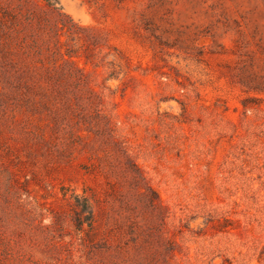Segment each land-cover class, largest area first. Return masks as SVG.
<instances>
[{"label":"rangeland","instance_id":"rangeland-1","mask_svg":"<svg viewBox=\"0 0 264 264\" xmlns=\"http://www.w3.org/2000/svg\"><path fill=\"white\" fill-rule=\"evenodd\" d=\"M0 0V264H264V0Z\"/></svg>","mask_w":264,"mask_h":264},{"label":"trees","instance_id":"trees-1","mask_svg":"<svg viewBox=\"0 0 264 264\" xmlns=\"http://www.w3.org/2000/svg\"><path fill=\"white\" fill-rule=\"evenodd\" d=\"M49 6L53 7L55 6L57 3H56V0H48V3H47Z\"/></svg>","mask_w":264,"mask_h":264}]
</instances>
